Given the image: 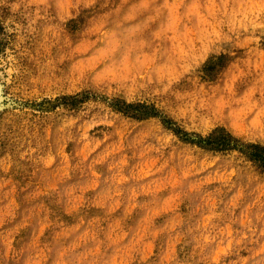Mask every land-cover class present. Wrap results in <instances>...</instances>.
I'll list each match as a JSON object with an SVG mask.
<instances>
[{"label":"rangeland","instance_id":"rangeland-1","mask_svg":"<svg viewBox=\"0 0 264 264\" xmlns=\"http://www.w3.org/2000/svg\"><path fill=\"white\" fill-rule=\"evenodd\" d=\"M114 98L264 143V0H0V264H264V172Z\"/></svg>","mask_w":264,"mask_h":264},{"label":"trees","instance_id":"trees-1","mask_svg":"<svg viewBox=\"0 0 264 264\" xmlns=\"http://www.w3.org/2000/svg\"><path fill=\"white\" fill-rule=\"evenodd\" d=\"M80 95V96H79ZM89 97L88 94L76 93L73 95H65L61 98V102L65 105L75 106ZM110 105L123 114L136 118H146L160 116L168 127L180 135V137L192 144H196L208 150L217 151H238L248 160H250L260 172H264V143L245 142L233 136L223 126L213 128L206 136H202L195 132H188L180 128L171 118L161 115L159 110L153 103L146 102H126L123 99L114 98Z\"/></svg>","mask_w":264,"mask_h":264}]
</instances>
